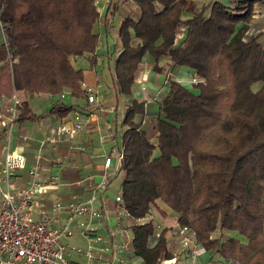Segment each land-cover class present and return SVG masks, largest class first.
<instances>
[{
  "label": "trees",
  "instance_id": "trees-1",
  "mask_svg": "<svg viewBox=\"0 0 264 264\" xmlns=\"http://www.w3.org/2000/svg\"><path fill=\"white\" fill-rule=\"evenodd\" d=\"M134 1L141 17L121 24L115 62L119 92L131 99L123 121L122 207L132 219L147 218L154 209L177 214L180 227L196 232V244L212 264H264V34L244 41L256 0L200 10L195 0ZM95 3L0 0L11 23L9 45H0V100L17 91L87 96L84 71L74 68L72 58L91 55L99 45ZM148 55L158 73L164 72L161 60L169 61L167 93L151 105L133 98ZM178 69L206 84L184 86L172 77ZM155 112L156 143L144 126ZM36 118L22 104L18 123ZM131 229L135 255L144 264L174 258L167 229L158 239L154 221Z\"/></svg>",
  "mask_w": 264,
  "mask_h": 264
},
{
  "label": "crops",
  "instance_id": "crops-1",
  "mask_svg": "<svg viewBox=\"0 0 264 264\" xmlns=\"http://www.w3.org/2000/svg\"><path fill=\"white\" fill-rule=\"evenodd\" d=\"M98 1L99 4L95 5L100 13V20L94 31L99 36V45L91 55L72 58L74 68L84 71L83 92L87 93L89 89L94 91L97 104L88 103V94L83 98H74L69 91L56 96L49 94L31 96L24 91H17L15 94L22 104L26 103L37 118L20 122L13 130L12 150L22 153L26 158V167L16 172L15 181L17 188H25L35 180L47 182L55 175H59L60 186L57 189L49 190L45 194L39 192L35 194L37 204L34 216L40 220L44 214L55 215L53 227L69 226L72 235L65 237L63 243L71 264H144L143 259L136 256L133 249L134 232L129 227L130 220L120 214L122 203L117 202V198L122 197L124 174L117 165L110 169L105 166L106 158H114V148L124 145L127 128L123 121L131 100L120 94L116 82L115 62L121 51L119 31L125 19L139 20L141 11L134 0ZM244 1L246 0H195V3L200 10L214 3L236 7ZM257 34H264V0H256L250 28L245 38L249 36L250 40ZM5 40L6 37L0 27V45L4 44ZM261 41L264 45V36ZM147 59L146 66L142 68V63L136 74L133 98L145 101L148 105L159 100L157 96H160L163 79L169 74L166 71L169 61L167 58L161 60L164 72L158 73L155 71L156 61L151 56ZM185 75H188L187 72L183 73V76ZM172 77L175 79V74ZM176 81L180 82L179 79ZM7 100H0V112L7 104ZM65 108L73 109L64 116L59 112ZM157 108L151 109L157 111ZM89 112H92V116L88 120L86 131L78 134L73 140L66 138L57 143L50 141L56 138L58 128L70 122L77 113L86 116ZM148 116L151 118H145L144 126L149 132L156 112ZM153 142H157V137ZM5 145L6 131L0 128V162L4 159ZM59 160L63 162L61 170L54 167ZM32 170L37 176L30 174ZM106 175L109 176L108 184L96 191L90 190L84 182L85 179L92 178L95 184H101ZM57 204L61 209L54 212ZM71 205H87L92 210L99 211L102 218H91L90 213H86L69 221ZM163 216L161 220L175 217L177 223V228H174L165 223L157 225L154 222L156 228L160 230L158 237L163 230H168V246L174 257L183 264H212V257L208 252L200 250L199 257L193 259L189 250L182 249L178 236L180 225L177 214L166 212ZM119 228H124L125 234L112 238L111 232ZM155 242L154 240L153 244ZM90 247L96 255L91 263L75 250H87ZM220 263L219 261L218 264Z\"/></svg>",
  "mask_w": 264,
  "mask_h": 264
},
{
  "label": "built area",
  "instance_id": "built-area-1",
  "mask_svg": "<svg viewBox=\"0 0 264 264\" xmlns=\"http://www.w3.org/2000/svg\"><path fill=\"white\" fill-rule=\"evenodd\" d=\"M98 4L99 1L97 0L96 5ZM0 27L6 37L5 44L8 46L7 31L10 29L11 23L3 18V6H0ZM184 30L182 28L180 32V40L185 35ZM190 82L191 85L206 84L205 80L197 76L193 77ZM87 94L88 103L97 104L96 93L89 89ZM21 106V100L17 94H14L11 99L7 100V104L0 112V128L6 131L4 159L0 162V264H71L67 259L68 253L63 243L65 237L72 235L69 226L53 227L52 223L56 220L55 215L44 214L40 220H37L34 216V208L37 204L35 194L37 192L45 194L49 190L57 189L60 186L59 175H55L47 182L35 180L29 187L17 188L16 186V172L22 171L26 167L25 156L16 152V150H12L13 130L17 127ZM91 116L92 112H89L86 116L77 113L70 122L58 128L56 138L50 141L57 143L61 139H75L78 134L88 129V120ZM124 151L125 145L114 148V158H106L105 166L108 169L115 167V165L121 168ZM62 166L63 162L61 160L54 165L55 169L58 168V170H61ZM30 174L37 176L34 170ZM84 182L90 190L96 191L108 184L109 176H104V181L101 184H95L92 178H87ZM94 199L93 197L92 200L94 201ZM117 202L122 203L121 197L117 198ZM60 209L61 206L57 204L53 210L57 212ZM69 210L71 212L69 221L75 216L86 213H90L91 218H102L99 211L92 210L87 205H71ZM120 214L130 220L129 227L150 224L153 221L151 215L144 219H132L123 207ZM123 234H125L124 228H119L117 231L111 232L110 236L114 238ZM178 236L182 249L189 250L193 259L199 257L200 250L206 251L204 248H197L199 246L195 241L196 232L191 228L187 226L180 227ZM75 250L77 253L83 254L89 263L95 260L96 255L91 247L87 250ZM159 264L183 263L177 257H174L159 260Z\"/></svg>",
  "mask_w": 264,
  "mask_h": 264
},
{
  "label": "rangeland",
  "instance_id": "rangeland-1",
  "mask_svg": "<svg viewBox=\"0 0 264 264\" xmlns=\"http://www.w3.org/2000/svg\"><path fill=\"white\" fill-rule=\"evenodd\" d=\"M189 17V15L187 14V13H185V15H184V18H188ZM258 35V34H257ZM256 36V35H255ZM254 37V36H253ZM244 41H246V42H248L249 41V36H247L246 38H244ZM261 41V40H260ZM262 42V41H261ZM148 57H150V56H147L145 59H144V61L142 62L143 63V66H142V68H144V65H145V63L148 61ZM81 62V61H80ZM146 66V65H145ZM166 71L167 72H169V68H168V70L166 69ZM184 72H187V74L188 75H185V76H183V73ZM139 74V73H138ZM169 75V74H168ZM192 74L189 72V71H187V70H184V69H179L176 73H175V79L176 80H178L179 79V81L180 82H183L182 84L185 86H190L191 85V79L193 78V77H195V76H191ZM168 77V76H167ZM166 82H167V78H164L163 79V82H162V87L160 88V92L161 93H159V95L160 96H157L159 99H162L165 95H166V93H167V89H166ZM259 87H260V84H256L255 86H254V90H257V89H259ZM191 89V88H190ZM195 92V91H194ZM150 105H151V103H150ZM149 118H151V117H149ZM149 118H148V120H149ZM154 119V122H152L151 124H150V126H149V132H148V137L150 138V140L151 141H155L156 140V137H157V130H156V122H155V118H153ZM147 120V119H146ZM164 210H166V212L167 213H169L170 211H168V209H166V208H164ZM164 214H163V212H158L157 211V209H154L153 210V212H152V214H151V216H152V218H153V221L158 225V223L159 224H162V223H165L167 226H172V227H174V228H177V223H176V221H175V217H170V218H168L167 220H161L162 219V217H164L163 216ZM156 218V219H155ZM155 224V225H156ZM159 232H160V230H156V233H155V237H156V239H158V234H159ZM228 234V233H227ZM232 236H234L235 234L234 233H230ZM215 236L216 237H218L219 236V234L218 233H216L215 234ZM217 259V258H216ZM219 261V260H218ZM218 261H217V264H218ZM220 264H225V263H223V262H221Z\"/></svg>",
  "mask_w": 264,
  "mask_h": 264
}]
</instances>
